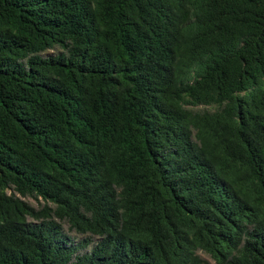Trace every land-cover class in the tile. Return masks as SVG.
<instances>
[{
	"label": "trees",
	"instance_id": "1",
	"mask_svg": "<svg viewBox=\"0 0 264 264\" xmlns=\"http://www.w3.org/2000/svg\"><path fill=\"white\" fill-rule=\"evenodd\" d=\"M200 251L264 264V0H0V264Z\"/></svg>",
	"mask_w": 264,
	"mask_h": 264
},
{
	"label": "rangeland",
	"instance_id": "2",
	"mask_svg": "<svg viewBox=\"0 0 264 264\" xmlns=\"http://www.w3.org/2000/svg\"><path fill=\"white\" fill-rule=\"evenodd\" d=\"M50 52H56L57 50H49ZM25 199L30 203L32 204L36 209H41L42 206L44 205V202L42 200H38V199H35L33 197H25ZM58 220V219H57ZM61 224L63 226V229L64 231L74 239V241L76 243H78L79 241L89 237V235H86V234H79L77 233L76 231L72 230L70 228V225L67 221H61ZM96 238V237H94ZM89 247L87 248H83L80 250V252L82 251H85V250H88ZM201 254V256H203L204 258L208 259L209 261H211L213 264H216L214 259L206 252H203V251H200L199 252Z\"/></svg>",
	"mask_w": 264,
	"mask_h": 264
}]
</instances>
